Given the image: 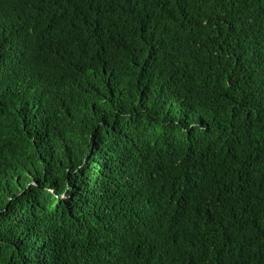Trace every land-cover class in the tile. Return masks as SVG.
<instances>
[{
	"label": "trees",
	"instance_id": "obj_1",
	"mask_svg": "<svg viewBox=\"0 0 264 264\" xmlns=\"http://www.w3.org/2000/svg\"><path fill=\"white\" fill-rule=\"evenodd\" d=\"M0 264H264V0H0Z\"/></svg>",
	"mask_w": 264,
	"mask_h": 264
}]
</instances>
